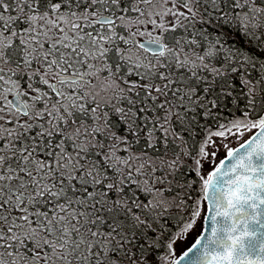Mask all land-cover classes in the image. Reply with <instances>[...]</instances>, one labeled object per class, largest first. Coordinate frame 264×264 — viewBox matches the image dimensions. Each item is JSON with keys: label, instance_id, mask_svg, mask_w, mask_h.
<instances>
[{"label": "snow or ice", "instance_id": "obj_1", "mask_svg": "<svg viewBox=\"0 0 264 264\" xmlns=\"http://www.w3.org/2000/svg\"><path fill=\"white\" fill-rule=\"evenodd\" d=\"M0 264H264V0H0Z\"/></svg>", "mask_w": 264, "mask_h": 264}]
</instances>
